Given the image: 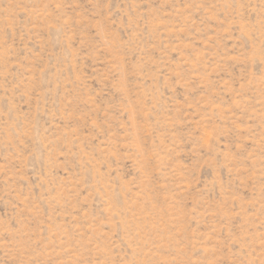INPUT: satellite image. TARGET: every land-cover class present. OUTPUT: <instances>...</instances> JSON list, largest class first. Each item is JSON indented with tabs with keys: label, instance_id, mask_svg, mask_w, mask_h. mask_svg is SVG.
<instances>
[{
	"label": "rangeland",
	"instance_id": "obj_1",
	"mask_svg": "<svg viewBox=\"0 0 264 264\" xmlns=\"http://www.w3.org/2000/svg\"><path fill=\"white\" fill-rule=\"evenodd\" d=\"M0 264H264V0H0Z\"/></svg>",
	"mask_w": 264,
	"mask_h": 264
}]
</instances>
